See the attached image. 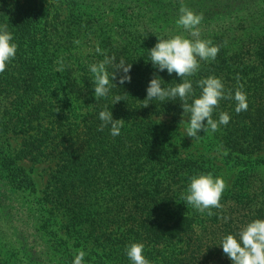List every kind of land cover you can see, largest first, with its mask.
Wrapping results in <instances>:
<instances>
[{
    "label": "trees",
    "instance_id": "16d2710c",
    "mask_svg": "<svg viewBox=\"0 0 264 264\" xmlns=\"http://www.w3.org/2000/svg\"><path fill=\"white\" fill-rule=\"evenodd\" d=\"M181 3L203 14L201 38L221 45L215 60L200 61L190 78L195 95L201 92L196 81L210 75L233 95L238 76L247 95L248 109L239 114L234 100L220 101L213 119L221 112L231 119L220 126L218 141L231 153L264 149V0H0V24H8L18 45L0 73V127L22 138L13 157L0 159V242L15 246L8 259L0 249V264L74 260L65 239H52L49 218L27 191L28 174L19 167V178L12 172L19 160L55 162L47 199L64 215L67 231L103 251L97 264H131L126 248L133 242L144 243L151 264H232L222 238L264 219V160H232L241 168L222 195L223 207L201 214L182 198L189 178L208 168L176 157L146 119L187 115L179 99L143 106L154 75L164 87L182 82L155 68L149 51L158 37L188 35L176 23ZM107 14L114 20L98 30L101 53L67 51L73 34L91 30ZM104 54L116 58L110 73L121 59L131 63V82L120 85L118 71L109 95L96 100L90 65ZM60 58L63 72L56 70ZM116 96L122 100L113 104ZM105 107L124 120L118 136L110 126L98 130Z\"/></svg>",
    "mask_w": 264,
    "mask_h": 264
},
{
    "label": "clouds",
    "instance_id": "9594fccd",
    "mask_svg": "<svg viewBox=\"0 0 264 264\" xmlns=\"http://www.w3.org/2000/svg\"><path fill=\"white\" fill-rule=\"evenodd\" d=\"M203 20V14L181 3L179 17L176 21L188 35L176 34L168 38L158 37L157 43L150 51V60L153 66L160 71L165 69L169 74L175 72L181 79L174 86H162V79L154 75L147 87V96L143 106H147L153 100H176L182 102L183 114L188 116L186 135L193 139L199 137V132L215 133L220 126L227 125L231 119L228 112H221L218 119H213V113L219 107L222 99H230L236 102L235 112L239 114L247 111V95L243 91V84L239 83L234 92L225 88L221 78L210 75L196 81V86L201 89L200 95H195L193 81L190 79L200 69V61L215 60L221 45L214 44L211 39L201 38L199 25ZM146 35V33H145ZM74 43L79 44L76 40ZM18 45L14 42L13 33L9 30L8 24H0V73L6 70V66L16 56ZM96 51L101 53L97 46ZM103 54V53H102ZM115 56L104 54V59L90 65V72L94 77V96L96 100L109 95L116 80L117 72L119 84L126 81L131 82V63L121 59L115 65L113 71H108V66L113 65ZM57 71H64L63 58L57 61ZM116 85V84H115ZM191 98V103L189 99ZM122 100L120 96L114 98L113 104ZM59 111V109H58ZM99 119L102 121L98 130L103 131L110 126V134L115 137L120 134L123 127V119H113L111 111L105 107L99 112ZM206 121V123H205ZM226 154V152H225ZM227 188L226 180L222 176H214L211 172L199 173L189 178L186 194L182 201L192 206L201 214L207 211L212 216V209L222 208L221 198ZM222 219L227 222L229 217ZM223 253L228 256L232 264H264V219H254L242 227L236 234H227L221 240ZM145 245L143 242H133L126 248V254L131 264H151V261L144 255ZM84 250H78L72 264H84Z\"/></svg>",
    "mask_w": 264,
    "mask_h": 264
},
{
    "label": "rangeland",
    "instance_id": "374dc122",
    "mask_svg": "<svg viewBox=\"0 0 264 264\" xmlns=\"http://www.w3.org/2000/svg\"><path fill=\"white\" fill-rule=\"evenodd\" d=\"M99 19L98 25L95 23L91 30H85L81 34H73L72 43L68 46L67 51L78 53L80 55L93 52L98 46L97 35L99 28L112 24L114 15L107 14ZM76 40H79L80 43H74ZM62 51L66 52L63 49ZM61 104L62 101L59 105L61 106ZM146 119L156 123V128L160 135L159 138L162 143L168 145L176 157L182 159L191 158L193 160L204 162L205 166L208 168V172H211L214 176H222L227 183V188L224 193L232 185L236 173L241 168V165L233 164L232 160L238 162L249 161L252 163L259 159L264 160V149L252 151L253 149L249 148L245 153L237 151L231 153L229 150L225 149L218 141V134L221 132V129H218L215 133H212L211 131L208 133L200 131L198 133L199 137L196 139L188 137L186 135V128L188 126L187 115H182L173 120L171 115L164 114L157 116L156 114L151 113L146 116ZM21 139V135L2 130L0 127V159L3 155H10L13 157L20 147ZM249 150L251 152H249ZM15 164L12 166V172H15L16 178H19L20 176L17 175L19 169L16 167L24 169L28 174L30 184H28L29 187H27V191H29L31 197L34 199L39 208V212L41 215L43 214L44 219L49 218V228L51 230L49 228L48 230L52 239H57L59 241L60 238H62L66 240V246L68 249L66 255L70 254L75 257L77 251L82 249L86 253L84 264H97L96 262L103 254V251L93 243H90L79 236L77 237L75 234H72L73 232L71 231H67L64 215L47 199L46 188L49 186L48 182L50 174L55 168V162L51 160L38 162L19 160L16 161ZM261 169L264 175V163L262 164ZM68 232H71V234L69 235ZM14 247L15 246L10 245V243L5 240L0 242V249L4 251L3 255L7 259L12 257ZM103 258L106 259L105 256ZM108 264H113V262L110 261Z\"/></svg>",
    "mask_w": 264,
    "mask_h": 264
}]
</instances>
